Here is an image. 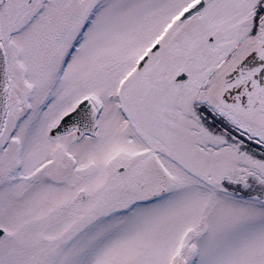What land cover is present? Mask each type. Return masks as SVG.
<instances>
[{"label": "snow or ice", "instance_id": "6c2138e0", "mask_svg": "<svg viewBox=\"0 0 264 264\" xmlns=\"http://www.w3.org/2000/svg\"><path fill=\"white\" fill-rule=\"evenodd\" d=\"M0 264H264V0H0Z\"/></svg>", "mask_w": 264, "mask_h": 264}]
</instances>
